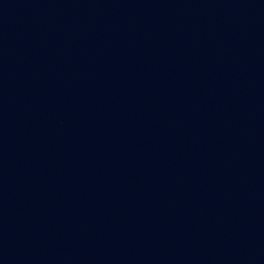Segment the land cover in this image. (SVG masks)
Listing matches in <instances>:
<instances>
[{
  "label": "water",
  "instance_id": "95a60500",
  "mask_svg": "<svg viewBox=\"0 0 264 264\" xmlns=\"http://www.w3.org/2000/svg\"><path fill=\"white\" fill-rule=\"evenodd\" d=\"M0 264H264V0H0Z\"/></svg>",
  "mask_w": 264,
  "mask_h": 264
}]
</instances>
